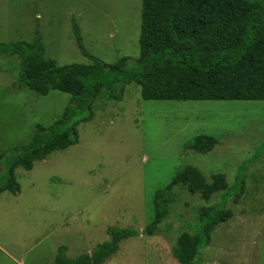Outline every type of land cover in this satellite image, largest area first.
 Segmentation results:
<instances>
[{
	"label": "rangeland",
	"instance_id": "374dc122",
	"mask_svg": "<svg viewBox=\"0 0 264 264\" xmlns=\"http://www.w3.org/2000/svg\"><path fill=\"white\" fill-rule=\"evenodd\" d=\"M141 9L142 0H0V42L40 34L46 57L59 65L89 64L76 22L86 49L113 63L139 56ZM20 61L0 56V174L1 154L29 143L36 126L54 123L72 98L19 84ZM78 129L77 144L16 169L17 195L0 194V264H55L61 246L69 257L92 253L109 239V226L141 234L123 240L104 264H180L174 250L185 225L198 223L201 209L220 205L225 193L204 200L177 185L159 231L142 232L154 218L155 192L187 165L209 180L224 173L235 186L224 201L232 217L214 229L201 264H264V100H145L133 82L121 101L101 96L93 119ZM200 134L217 145L207 153L188 148ZM240 166L243 188L236 186Z\"/></svg>",
	"mask_w": 264,
	"mask_h": 264
},
{
	"label": "trees",
	"instance_id": "16d2710c",
	"mask_svg": "<svg viewBox=\"0 0 264 264\" xmlns=\"http://www.w3.org/2000/svg\"><path fill=\"white\" fill-rule=\"evenodd\" d=\"M75 40L91 59L89 64L59 65L46 57L39 34L31 41L0 42V56L20 58L19 84L37 94L61 90L72 95L63 115L49 126L37 125L31 141L1 154L5 173L0 174V194L17 195L21 185L16 169L30 170L38 160L79 142L78 126L94 117L96 101L104 95L121 101L127 85L136 82L145 100H264V0H142L140 54L107 63L85 47L79 25ZM84 112H88L84 115ZM218 143L211 134L197 135L188 148L207 153ZM7 157L5 160L4 158ZM247 166L249 162H244ZM245 166H240L237 184ZM209 200L223 192L220 205L203 207L196 224L187 223L178 238L174 256L180 264H201L200 256L211 242L216 226L232 217L225 209L230 186L224 173L209 179L194 165L185 166L153 196L154 218L146 235H154L170 213L175 186ZM240 195V194H239ZM196 231L187 229L194 226ZM109 239L92 253L77 257L61 246L55 264H104L118 252L120 243L141 234L132 227L109 226Z\"/></svg>",
	"mask_w": 264,
	"mask_h": 264
},
{
	"label": "crops",
	"instance_id": "0c3cea01",
	"mask_svg": "<svg viewBox=\"0 0 264 264\" xmlns=\"http://www.w3.org/2000/svg\"><path fill=\"white\" fill-rule=\"evenodd\" d=\"M13 194V193H12ZM15 195V194H14Z\"/></svg>",
	"mask_w": 264,
	"mask_h": 264
}]
</instances>
